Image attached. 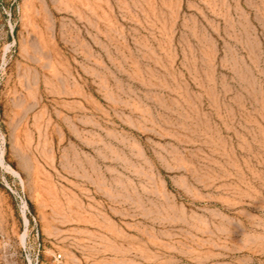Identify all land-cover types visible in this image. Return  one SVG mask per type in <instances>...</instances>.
Returning <instances> with one entry per match:
<instances>
[{
	"label": "rangeland",
	"instance_id": "rangeland-1",
	"mask_svg": "<svg viewBox=\"0 0 264 264\" xmlns=\"http://www.w3.org/2000/svg\"><path fill=\"white\" fill-rule=\"evenodd\" d=\"M0 264H264V0H0Z\"/></svg>",
	"mask_w": 264,
	"mask_h": 264
},
{
	"label": "built area",
	"instance_id": "built-area-1",
	"mask_svg": "<svg viewBox=\"0 0 264 264\" xmlns=\"http://www.w3.org/2000/svg\"><path fill=\"white\" fill-rule=\"evenodd\" d=\"M21 202H22V200H21ZM21 211H22V213H24L25 215L27 214V209L25 208V206H23V204H22V206H21Z\"/></svg>",
	"mask_w": 264,
	"mask_h": 264
}]
</instances>
